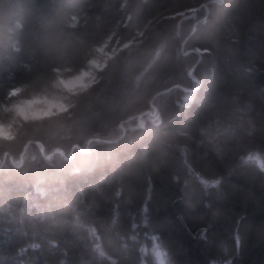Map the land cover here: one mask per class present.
Returning a JSON list of instances; mask_svg holds the SVG:
<instances>
[{"label": "trees", "instance_id": "obj_1", "mask_svg": "<svg viewBox=\"0 0 264 264\" xmlns=\"http://www.w3.org/2000/svg\"><path fill=\"white\" fill-rule=\"evenodd\" d=\"M104 42L73 117L0 147V264H264V0H0V97Z\"/></svg>", "mask_w": 264, "mask_h": 264}, {"label": "clouds", "instance_id": "obj_2", "mask_svg": "<svg viewBox=\"0 0 264 264\" xmlns=\"http://www.w3.org/2000/svg\"><path fill=\"white\" fill-rule=\"evenodd\" d=\"M106 48V42L93 45L79 65L53 67L50 74L41 82L21 83L7 90L0 97V147L8 148L25 136L47 131L54 126H63L65 121L70 120L79 108L81 99L89 95L95 85L99 84L103 79L102 74L117 58V50L107 52ZM128 48L129 43H125L120 50ZM154 123H160L158 116ZM144 127V121L136 126L140 130ZM60 155L66 161L72 160L71 155L64 156L63 153ZM45 159L50 160L51 157ZM245 160L246 162L255 160L260 170L264 171L258 157H246ZM21 164L22 161L15 166L20 167ZM88 230L95 235V228L89 227ZM131 239L135 240L136 237L133 236ZM92 250L99 258L107 255L100 243H95ZM138 252L142 256L147 255L146 247L143 245L139 247ZM151 255L152 264H168L167 251L161 246L153 245Z\"/></svg>", "mask_w": 264, "mask_h": 264}, {"label": "rangeland", "instance_id": "obj_3", "mask_svg": "<svg viewBox=\"0 0 264 264\" xmlns=\"http://www.w3.org/2000/svg\"><path fill=\"white\" fill-rule=\"evenodd\" d=\"M105 50L107 52H112V51L116 50V47L114 46V44L107 43V48Z\"/></svg>", "mask_w": 264, "mask_h": 264}, {"label": "water", "instance_id": "obj_4", "mask_svg": "<svg viewBox=\"0 0 264 264\" xmlns=\"http://www.w3.org/2000/svg\"><path fill=\"white\" fill-rule=\"evenodd\" d=\"M212 2V1H211ZM210 3V2H209ZM208 4V3H207ZM57 153H62V152H57Z\"/></svg>", "mask_w": 264, "mask_h": 264}]
</instances>
